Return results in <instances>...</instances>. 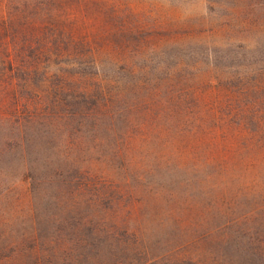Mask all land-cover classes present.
<instances>
[{"label":"rangeland","instance_id":"1","mask_svg":"<svg viewBox=\"0 0 264 264\" xmlns=\"http://www.w3.org/2000/svg\"><path fill=\"white\" fill-rule=\"evenodd\" d=\"M37 1L0 0V37L84 35L102 89L0 61V264H264V0Z\"/></svg>","mask_w":264,"mask_h":264},{"label":"trees","instance_id":"2","mask_svg":"<svg viewBox=\"0 0 264 264\" xmlns=\"http://www.w3.org/2000/svg\"><path fill=\"white\" fill-rule=\"evenodd\" d=\"M42 6V2L38 0L34 5V8H41ZM20 37V39L18 40L12 35H5L0 37V61H5V63H8L9 65H26L31 63L58 64V68L63 69H58L57 77L64 82L75 85L76 83L78 84V81L80 80L90 82L89 86L86 84V82H84V86H76L78 94L85 95L89 91H95L96 88L102 89L100 83L101 79L98 76V72L96 70V62L94 61V58H92L89 54L92 50V46H90L89 44V39H87V37H85L84 35L72 34L67 32H65V34H60L55 32L43 33L38 31H30V33H26V35L25 33H22ZM21 39L23 43L18 42L21 41ZM136 44L137 46L131 47L130 50L140 51L143 43L139 41ZM150 46L152 48L151 52H154L156 51V46L158 45L150 44ZM127 47L128 45H126L125 43L123 47H118L120 48V51L123 52V58L119 59L121 60L120 63H117L119 62L118 59H116L117 62L112 61L116 64V68H130L128 69V71L131 74L142 69H146L142 67L133 69L135 68L133 67V64L126 61L125 57L127 54L125 52L130 51ZM84 65H89L91 68H95L96 72H85L83 67ZM237 80H239V78L235 77V80L233 81L234 84L229 83L219 89L215 97V101L219 106L224 105V107H231L234 103H236L233 99L234 96H237L236 92L237 94L242 93L241 88H237ZM63 90L64 87H60V91ZM182 94L189 99V102L192 104L190 106L199 105L202 108L208 107L210 104V98H212L211 94L207 90L197 91L196 89H194V91H191L189 89H183ZM182 103H185L183 99L180 103L181 107H183L184 105H182ZM243 104H245L246 106L253 105V107H251L252 109L255 108L257 110L259 108L258 104L254 101H248ZM227 110L241 112L240 107H234ZM181 111H184V119L182 121V124L189 122L191 118H193V120L196 119L195 111L192 112L191 110L185 109L184 107ZM221 111L224 115H221ZM229 111L225 112L224 110H211V112L207 113L212 116L211 118L215 122L216 120H222L221 116L226 117V113H229ZM251 115L254 116V119L258 123L260 122L258 113H252ZM233 122L234 121H231L226 117L225 124L223 126L230 127L229 125ZM195 129L197 131L199 130L198 128ZM246 132L247 137L246 140L242 142V144H245V146L249 148L256 147L258 150H264V126H259L253 131Z\"/></svg>","mask_w":264,"mask_h":264}]
</instances>
